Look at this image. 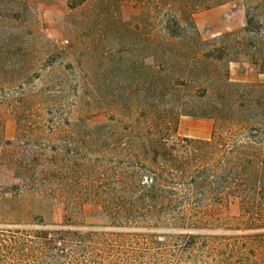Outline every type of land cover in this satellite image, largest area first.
I'll use <instances>...</instances> for the list:
<instances>
[{
	"label": "trees",
	"instance_id": "obj_1",
	"mask_svg": "<svg viewBox=\"0 0 264 264\" xmlns=\"http://www.w3.org/2000/svg\"><path fill=\"white\" fill-rule=\"evenodd\" d=\"M11 1L22 7L17 15ZM230 1L68 0L70 10L88 2L78 37L93 41L82 54L88 71L66 66L92 93L78 104L110 110L108 122L92 126L50 95L63 89L15 80L14 53L24 64L34 44L8 32L26 27L30 0H0V76L11 77L0 80L2 162L29 193L95 201L110 217L90 227L70 218L0 224V264H264V82L231 76L241 62L264 74V0H242L245 26L209 38L194 18ZM123 3L142 10L123 20ZM13 17L21 19L10 26ZM6 115L17 123L13 139L5 138ZM182 115L216 127L207 138L180 135ZM235 202L238 216L212 213Z\"/></svg>",
	"mask_w": 264,
	"mask_h": 264
},
{
	"label": "rangeland",
	"instance_id": "obj_2",
	"mask_svg": "<svg viewBox=\"0 0 264 264\" xmlns=\"http://www.w3.org/2000/svg\"><path fill=\"white\" fill-rule=\"evenodd\" d=\"M11 12L17 15L18 7L12 1L7 5ZM88 2L77 9L70 10L68 0H30V7L26 12V27L16 29L10 27L8 34H13L16 39L25 44H34L33 53L26 57L23 64L21 53L15 52L13 61L20 71L15 80L18 84L25 76V87H37L38 89L61 90L62 92L51 93L61 103H68L73 106L72 118L79 116L86 117L88 124L94 126L108 122L110 110L101 104L87 103L78 104L80 96L87 99L92 93L85 89L80 78L71 74L66 69L69 63L75 68V73L82 69L88 71L85 62L87 54L93 49V41L87 38L86 41H79L78 34L82 30L81 18ZM119 16L123 20H129L139 14L142 7L135 3H123L118 8ZM194 18L202 37L209 38L214 35L241 29L246 24L245 8L242 0H233L222 5L198 11ZM21 18L13 17L10 26L17 25ZM74 22L75 34L70 32L69 24ZM5 34L0 30V40ZM47 43L54 44L63 49L70 50L68 54L62 51L50 55L44 49ZM79 48L81 53H72V50ZM78 60H81L79 63ZM12 73V72H10ZM9 73V74H10ZM74 73V72H73ZM2 75V74H1ZM9 77L0 76V80ZM231 76L235 80H248L250 82H264V74L250 64L241 62L232 64ZM19 91L20 89H15ZM7 92L9 90H6ZM69 96V97H67ZM82 101V100H81ZM81 106V107H80ZM83 109H88L83 113ZM181 122V123H180ZM216 127L214 120L204 117L182 115L176 126L177 133L192 137L207 138ZM17 123L13 116L6 115L4 120V134L6 139H13L16 133ZM5 145L0 144V186L6 187L0 193V224H27L44 219L47 223H61L64 219L70 218L81 226H104L110 223V217L104 207L95 201H84L78 204H66L63 201L52 197L37 196L29 193L27 181L16 177L12 169L2 162ZM19 190L18 193L15 190ZM220 218L238 216L239 205L235 202L229 207H223L212 212ZM222 233V229H216ZM240 232H225V234H237Z\"/></svg>",
	"mask_w": 264,
	"mask_h": 264
},
{
	"label": "crops",
	"instance_id": "obj_3",
	"mask_svg": "<svg viewBox=\"0 0 264 264\" xmlns=\"http://www.w3.org/2000/svg\"><path fill=\"white\" fill-rule=\"evenodd\" d=\"M181 123V122H180Z\"/></svg>",
	"mask_w": 264,
	"mask_h": 264
}]
</instances>
